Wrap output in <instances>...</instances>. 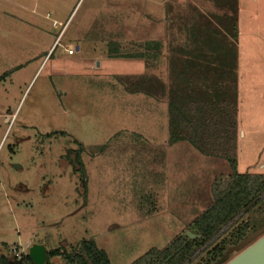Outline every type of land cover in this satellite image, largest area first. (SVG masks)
<instances>
[{
    "label": "rangeland",
    "instance_id": "374dc122",
    "mask_svg": "<svg viewBox=\"0 0 264 264\" xmlns=\"http://www.w3.org/2000/svg\"><path fill=\"white\" fill-rule=\"evenodd\" d=\"M22 4L13 19L0 2V253L71 252L93 241L110 264H133L178 236H197L194 221L230 167L169 143L168 86L147 84L143 73L156 79L160 70L168 82L171 63L188 58L179 52L194 42L202 59L212 39L220 50L222 30L229 89L240 75L236 173L264 176V0ZM134 54L141 58L127 57ZM263 219L264 201L215 245L247 239Z\"/></svg>",
    "mask_w": 264,
    "mask_h": 264
},
{
    "label": "trees",
    "instance_id": "16d2710c",
    "mask_svg": "<svg viewBox=\"0 0 264 264\" xmlns=\"http://www.w3.org/2000/svg\"><path fill=\"white\" fill-rule=\"evenodd\" d=\"M127 57L141 58V55ZM189 61L188 55L187 59L171 63L168 85L170 97L167 101L169 143L186 142L203 156L227 161L230 175L227 181L213 184L211 206L194 221L197 239L178 236L165 249L150 250L133 264H190L203 253L206 256L202 264H217L224 258L227 247L232 249L243 242L245 233L232 244L223 240L215 245L216 240L242 215L264 201V176H242L236 173L235 87H224L223 95L219 91L213 95L198 86L200 81H197L196 76V85L191 89ZM232 86H235L234 81ZM257 232L259 234L254 240L264 234V226L253 230L251 235ZM56 257L63 259L66 264H110L106 253L98 249L93 241H82L71 252L51 250L46 253L45 264H51L50 260ZM230 259L228 257L220 264ZM0 264L32 262L27 253L19 256L0 253Z\"/></svg>",
    "mask_w": 264,
    "mask_h": 264
},
{
    "label": "crops",
    "instance_id": "0c3cea01",
    "mask_svg": "<svg viewBox=\"0 0 264 264\" xmlns=\"http://www.w3.org/2000/svg\"><path fill=\"white\" fill-rule=\"evenodd\" d=\"M24 0H0V2H6L8 3L12 9H13V19H16V16L19 17L20 16V10H26V8L23 7V2ZM33 10L37 7H39V4H38V0H33V6H32ZM32 10V12H33ZM11 16V14H10ZM178 19V18H176ZM221 28V27H220ZM197 31H195L194 33H196ZM223 34V36L221 37L219 43H218V46L220 47V50H217L215 51L213 47V44L214 42H216L217 40L215 39H212V41L209 42V46L212 47V48H208L206 49V52L203 51L206 55L204 58L200 59L196 55V51H195V45H194V42H191L189 44V51H181L179 52V54H188L189 55V67H190V81H191V89H193V87L196 85L195 83V77L197 76V81H200L198 83V86L202 89H207L208 92H211L213 95L216 93V91L218 92H221V94L223 95V89L224 87H227L228 86V81H229V76H228V71H229V68L227 67V64H225V61H224V55H227L226 54V51H227V39L229 37H227L225 35V33L221 32ZM13 35H16V33L13 31L12 32ZM193 37V36H191ZM56 43V40H54L51 44H50V47L48 48V52L51 50V48L55 45ZM164 43V42H162ZM224 43V45H223ZM67 50H72V45L71 44H68L67 45ZM174 47H176V44L174 45ZM159 51L157 52L158 54V59H160V57H163L165 56L168 51H165L163 50L165 48V46H159ZM75 50L78 51L79 50V47H75ZM67 51V52H68ZM173 53H177L178 54V51H173ZM219 54V58L215 59L213 56L211 55H214V54ZM72 54V53H71ZM180 60V58H179ZM148 68H147V71H149L150 69V66L151 65H148ZM179 67V66H178ZM166 68V67H165ZM199 71H201V73L199 74ZM145 72V71H144ZM166 72L165 69H163V73ZM158 77H156V79L152 78V77H147V75H145L143 73V77L145 78V81L147 80V84L148 82H154V80H158L157 82L159 83V80H163L165 83H166V86H165V89H167V83H169V81L167 82L165 80V77L164 74H161L160 70L158 71ZM235 89H234V92H235V98H236V103H237V114H236V119L238 117V114H239V93H238V87H239V79H240V75L239 73L235 72ZM164 83V84H165ZM145 87H146V84H145ZM138 91H136L137 93ZM8 121V120H7ZM240 134L241 136L243 135L244 136V133L242 131H240ZM236 151H237V147H236ZM237 155V153H236ZM236 160H237V157H236ZM237 162V161H236ZM237 165V164H236Z\"/></svg>",
    "mask_w": 264,
    "mask_h": 264
},
{
    "label": "water",
    "instance_id": "95a60500",
    "mask_svg": "<svg viewBox=\"0 0 264 264\" xmlns=\"http://www.w3.org/2000/svg\"><path fill=\"white\" fill-rule=\"evenodd\" d=\"M259 232L245 239L240 245L229 249L224 258L217 264L225 261L232 252H239L235 257L224 264H264V234L254 240ZM190 239H197L198 236L188 234ZM28 257L32 264L46 263V249L40 245H33L28 250Z\"/></svg>",
    "mask_w": 264,
    "mask_h": 264
},
{
    "label": "built area",
    "instance_id": "2783aa9c",
    "mask_svg": "<svg viewBox=\"0 0 264 264\" xmlns=\"http://www.w3.org/2000/svg\"><path fill=\"white\" fill-rule=\"evenodd\" d=\"M71 53H72V51L69 50V51H68V54H71ZM12 252L15 254V256H18L15 250H13Z\"/></svg>",
    "mask_w": 264,
    "mask_h": 264
},
{
    "label": "flooded vegetation",
    "instance_id": "af4514ba",
    "mask_svg": "<svg viewBox=\"0 0 264 264\" xmlns=\"http://www.w3.org/2000/svg\"><path fill=\"white\" fill-rule=\"evenodd\" d=\"M239 252H237V254H238ZM235 257V256H234ZM232 259V258H231Z\"/></svg>",
    "mask_w": 264,
    "mask_h": 264
}]
</instances>
